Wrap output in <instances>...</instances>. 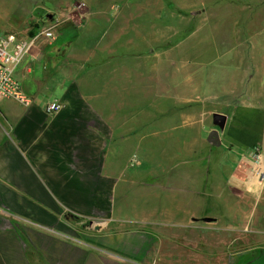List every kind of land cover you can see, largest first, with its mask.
I'll return each instance as SVG.
<instances>
[{
    "label": "crops",
    "instance_id": "crops-1",
    "mask_svg": "<svg viewBox=\"0 0 264 264\" xmlns=\"http://www.w3.org/2000/svg\"><path fill=\"white\" fill-rule=\"evenodd\" d=\"M118 1H91L82 20L63 15L52 22V38L43 31L27 38L13 69L32 102L0 101V221L9 222L6 228L0 222V264L91 261L88 245L73 243L68 221L98 220V231L117 222L110 211L115 189L160 146L161 155L174 156L191 144L192 154L205 151L208 168L241 193L234 197L251 189V149L259 147L264 158V47L253 49L238 35L214 42L215 51L230 47L229 83L221 87L218 71H202L197 61L203 27L183 36L171 11ZM53 102L61 109L47 115L44 107ZM213 113L227 117L218 147L204 139ZM145 171L152 178L159 170ZM164 184L165 205L178 203L175 185ZM188 194L179 195L180 203L205 197Z\"/></svg>",
    "mask_w": 264,
    "mask_h": 264
},
{
    "label": "rangeland",
    "instance_id": "rangeland-1",
    "mask_svg": "<svg viewBox=\"0 0 264 264\" xmlns=\"http://www.w3.org/2000/svg\"><path fill=\"white\" fill-rule=\"evenodd\" d=\"M91 1L94 0H0V37L15 34L30 38V33L35 35L52 27L51 23L61 20L63 15L82 20ZM104 2L112 6L119 3ZM142 3H155L158 10L171 11L174 28L179 27L183 36L203 27L195 46L201 51L197 61L202 71H218L217 85L221 87L229 83L228 71L224 70L229 69L230 47L215 51L214 42L223 39L228 42V37L234 39L238 35L246 38L253 49L264 47V0H143ZM36 7L52 14V20L33 17ZM210 123L209 119L206 126ZM208 134L209 131L204 135L206 142ZM157 142L164 145L167 140ZM173 142L178 146L182 143ZM144 144L147 146L148 141ZM191 149L190 144L186 151L177 149L179 154L173 156L167 150L164 156L160 146L145 159L142 157L140 172L135 168L126 172L113 193L110 208L117 222L108 221L102 230L95 231L93 219L68 221L73 243L87 244L92 252V260L81 264H264V185L253 179L250 190L242 189L243 198L234 197L236 191L227 186V178L208 168L212 160L206 152L192 154ZM152 165L159 171L151 178L148 174H155L145 170L149 171ZM130 179H137L139 185L128 183ZM154 180L156 190L149 187ZM165 181L175 185L170 192L178 203L165 205L170 200L164 191ZM182 182L188 183L187 189L181 187ZM185 191L190 196L199 192L205 197L196 198L197 201L183 197L186 202L180 203L179 195H185ZM3 206L0 205V213L5 211ZM206 217L214 220L204 222ZM0 222L3 228L9 223ZM103 222L105 225L107 220ZM107 248H112V252L106 251ZM61 264H65L63 260ZM68 264H74L73 260Z\"/></svg>",
    "mask_w": 264,
    "mask_h": 264
},
{
    "label": "built area",
    "instance_id": "built-area-1",
    "mask_svg": "<svg viewBox=\"0 0 264 264\" xmlns=\"http://www.w3.org/2000/svg\"><path fill=\"white\" fill-rule=\"evenodd\" d=\"M53 27L42 32L46 38L53 37ZM27 38L15 34L0 37V101L14 100L21 105H29L32 100L25 96L19 83L13 76V69L20 63L29 48ZM61 109L58 103H48L44 107L47 115H53ZM250 174L258 185H264V158L259 147H253L250 153Z\"/></svg>",
    "mask_w": 264,
    "mask_h": 264
},
{
    "label": "water",
    "instance_id": "water-1",
    "mask_svg": "<svg viewBox=\"0 0 264 264\" xmlns=\"http://www.w3.org/2000/svg\"><path fill=\"white\" fill-rule=\"evenodd\" d=\"M32 16L35 18H41V17H45L48 20H52L53 15L49 14L46 12V10L42 7H36L33 11H32ZM211 119H212V129L208 134L207 137V142L214 147H218L220 146V139H219V133L220 131H222L224 129V126L226 124V120L227 117L223 114L220 113H213L211 115ZM214 219L212 218H203L204 222H212ZM96 223L100 222V221H95ZM91 224V222L89 223ZM100 226H96L95 230H99Z\"/></svg>",
    "mask_w": 264,
    "mask_h": 264
},
{
    "label": "trees",
    "instance_id": "trees-1",
    "mask_svg": "<svg viewBox=\"0 0 264 264\" xmlns=\"http://www.w3.org/2000/svg\"><path fill=\"white\" fill-rule=\"evenodd\" d=\"M33 36H34V33H30V34H29V37H33Z\"/></svg>",
    "mask_w": 264,
    "mask_h": 264
}]
</instances>
